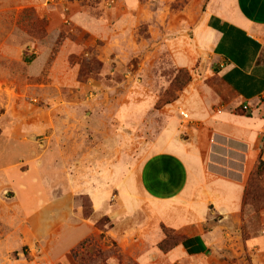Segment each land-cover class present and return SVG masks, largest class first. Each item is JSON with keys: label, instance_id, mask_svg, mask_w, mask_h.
Instances as JSON below:
<instances>
[{"label": "rangeland", "instance_id": "374dc122", "mask_svg": "<svg viewBox=\"0 0 264 264\" xmlns=\"http://www.w3.org/2000/svg\"><path fill=\"white\" fill-rule=\"evenodd\" d=\"M187 2L0 0V264H53L20 240H56L55 264H137L108 235V217L95 222L100 232L79 225L93 214L90 190L114 184L109 169L153 141L169 122L165 109L180 99L197 96L210 111L250 114L196 45L185 23ZM257 107L264 117L263 98ZM179 110L182 126L197 125ZM259 140L261 150L264 128ZM213 141L212 169L235 177L228 174L241 165H231L234 142ZM261 155L238 221L215 216L207 224L219 240L220 264H264ZM30 184L45 196L33 197ZM73 185L74 194H66ZM59 206L68 210L64 225Z\"/></svg>", "mask_w": 264, "mask_h": 264}, {"label": "crops", "instance_id": "0c3cea01", "mask_svg": "<svg viewBox=\"0 0 264 264\" xmlns=\"http://www.w3.org/2000/svg\"><path fill=\"white\" fill-rule=\"evenodd\" d=\"M183 12L196 45L210 56L219 77L250 114L210 111L197 96L180 99L165 109L171 111L169 122L153 141L146 142L136 156L118 160L119 167L109 169L114 184L90 190L93 214L81 222L79 218V225L87 226L90 233L100 232L95 222L108 217L113 223L108 235L120 252L137 264H220L219 240H213L216 231L207 229V224L215 216L219 222L227 218L238 221L252 166L260 152L264 158V145L259 150L264 117H259L257 107L264 96V0H188ZM180 108L181 115L197 125L182 126ZM212 134L234 142L236 148L229 147L234 156L231 165H241L228 174L235 177L212 169ZM219 145V150L229 146ZM28 187L33 197L46 194L45 189L37 193L36 184ZM74 188L65 193L73 195ZM58 210L65 211L62 206ZM66 219L68 210L60 217L63 225ZM163 227L185 239L162 250L159 245L166 237ZM82 241L68 252L71 254ZM55 242L20 240L17 245L35 244L33 252L55 264L61 260L54 256ZM114 262L115 258L109 259V263Z\"/></svg>", "mask_w": 264, "mask_h": 264}, {"label": "trees", "instance_id": "16d2710c", "mask_svg": "<svg viewBox=\"0 0 264 264\" xmlns=\"http://www.w3.org/2000/svg\"><path fill=\"white\" fill-rule=\"evenodd\" d=\"M181 87V86H180ZM181 89V88H179ZM170 103V101H163L160 105H158V107L162 106V105H165V104H168ZM242 114V113H241ZM257 174L262 177L264 175V160L262 158V155L259 159V164H258V167H257V170H256ZM163 230L166 234V237L164 239L163 242L160 243L159 247L166 251V250H169L170 248L174 247L175 245H177L179 242H181L182 240L185 239V236L181 235L179 237H173L171 235L170 232H173V230H169L168 232V229L163 227Z\"/></svg>", "mask_w": 264, "mask_h": 264}, {"label": "built area", "instance_id": "2783aa9c", "mask_svg": "<svg viewBox=\"0 0 264 264\" xmlns=\"http://www.w3.org/2000/svg\"><path fill=\"white\" fill-rule=\"evenodd\" d=\"M263 99H264V96H263Z\"/></svg>", "mask_w": 264, "mask_h": 264}]
</instances>
